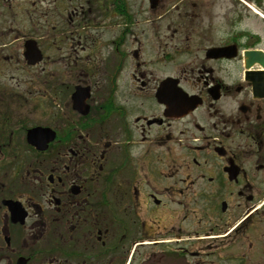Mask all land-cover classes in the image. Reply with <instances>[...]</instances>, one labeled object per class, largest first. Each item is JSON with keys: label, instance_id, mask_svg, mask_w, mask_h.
I'll use <instances>...</instances> for the list:
<instances>
[{"label": "flooded vegetation", "instance_id": "1", "mask_svg": "<svg viewBox=\"0 0 264 264\" xmlns=\"http://www.w3.org/2000/svg\"><path fill=\"white\" fill-rule=\"evenodd\" d=\"M230 13V0H0V264H264V56L246 54L263 38ZM34 77L68 91L49 120L30 118ZM34 126L55 132L45 149Z\"/></svg>", "mask_w": 264, "mask_h": 264}, {"label": "rangeland", "instance_id": "2", "mask_svg": "<svg viewBox=\"0 0 264 264\" xmlns=\"http://www.w3.org/2000/svg\"><path fill=\"white\" fill-rule=\"evenodd\" d=\"M240 2V6L236 4L238 7L241 8L240 16L237 17L234 15L235 12H233L234 3H238L236 0H230V6H231V13H230V23H233L235 26H239L240 28L247 30L248 32L252 34H260L262 35L263 41L262 45L264 46V0H246L247 4ZM238 9L236 8L235 11ZM256 11L258 13H256ZM260 13L263 15H260ZM237 18V21H234V19ZM106 31V30H104ZM109 31V29H108ZM54 57L61 56L62 58H65L64 49H60V52L58 55H53ZM110 56V48L104 47L103 48V58ZM61 64V70H64L65 66L63 61L60 62ZM38 69V72L46 71L48 70V67L46 65H41ZM45 67V69H44ZM56 70L60 66H52ZM50 67V68H52ZM65 73H71L72 76L70 79H64L66 83H70L71 88L70 91L73 90L74 84H77L80 80L75 77V74L79 73L78 66H67V71ZM106 73L104 70H102L101 74H98L95 77L92 76V81L95 83V87L98 89H106L108 86V83L106 81ZM83 78V77H82ZM30 80V81H29ZM62 80L58 79L57 77H54L52 84L60 83ZM88 81V80H87ZM23 87L28 89L26 94L28 95V100L30 104L34 105V112L32 115H30V118L33 121H44L49 120L51 117L55 116L56 114H59L62 112L64 104L67 102L65 94L68 93V91L64 90L63 88L60 90H50L47 88V85L42 81V78H36L33 79L27 78L23 79ZM47 88V89H46ZM64 91V92H63Z\"/></svg>", "mask_w": 264, "mask_h": 264}, {"label": "water", "instance_id": "3", "mask_svg": "<svg viewBox=\"0 0 264 264\" xmlns=\"http://www.w3.org/2000/svg\"><path fill=\"white\" fill-rule=\"evenodd\" d=\"M246 54L251 57H255V61L258 62V57H263L264 53L260 50H251ZM26 56L29 59V62L35 63L36 61L42 58L39 49L33 41H29L27 43V52ZM88 87L84 88L82 86H77V89L73 95L75 107L82 108L84 106L85 97L88 95L87 91ZM51 137L47 128H34L29 131V139L31 143L36 145L37 147L43 148L46 146L47 138Z\"/></svg>", "mask_w": 264, "mask_h": 264}]
</instances>
